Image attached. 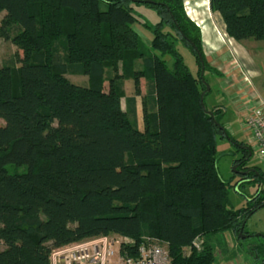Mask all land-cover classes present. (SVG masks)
I'll list each match as a JSON object with an SVG mask.
<instances>
[{
    "label": "trees",
    "instance_id": "16d2710c",
    "mask_svg": "<svg viewBox=\"0 0 264 264\" xmlns=\"http://www.w3.org/2000/svg\"><path fill=\"white\" fill-rule=\"evenodd\" d=\"M130 2L157 10L150 47L159 55L143 50ZM209 6L228 37L264 40V0ZM1 13L0 36L22 56L17 66H0V264H50L52 249L102 234L163 241L169 264H216L209 237L238 234L264 205V169L241 174L249 169L247 142L227 132L223 106L205 107L204 77L192 75L162 30L175 29L200 72L195 46L206 70L200 29L183 0H0ZM68 73L86 75L88 84ZM125 79L133 80V95H125ZM203 91L213 116L201 105ZM218 138L240 153L239 181L256 187L245 207L229 206ZM197 237L201 250L192 246Z\"/></svg>",
    "mask_w": 264,
    "mask_h": 264
},
{
    "label": "rangeland",
    "instance_id": "374dc122",
    "mask_svg": "<svg viewBox=\"0 0 264 264\" xmlns=\"http://www.w3.org/2000/svg\"><path fill=\"white\" fill-rule=\"evenodd\" d=\"M183 2L186 15L188 10V12L195 17L196 20L194 23L198 22V20L203 22L205 20L211 31H215L213 32V37L216 40L215 45L205 44L203 46L201 43V50L207 63L206 70L202 72V76L210 86V92L204 99L205 107L210 109L213 106L222 105L225 108V114L222 117L223 126L227 128L225 129L228 133L232 131L235 132L236 135L234 139L242 141L244 140V135L239 122V116L230 105L228 97L222 92L220 87L221 85H228V87H231L230 91H233L234 87L237 86L235 80L237 79V81L240 82L244 77V90L248 89V91H252L255 89V91H260L264 94V40L249 38L242 41H236L228 37L225 33V27L221 16L219 13L210 9L209 0H183ZM129 4L132 8L133 14L139 19V22L134 23L133 27L140 37L143 50L146 53H155L159 55L157 51L152 50L150 47L152 28L159 22L157 10L140 2H130ZM2 16L3 13L0 14V20ZM162 30L169 33L170 38L174 41L176 50L181 55L184 64L192 75L197 78L198 76H201V71L199 72V66L196 62L194 53L189 46L181 40V37L176 33L175 29L169 25H164ZM229 44L230 47L228 46ZM221 45H223L224 48ZM209 46H220L223 48L220 50V56L217 57L219 59L216 61L220 68L218 70L213 67V63H215L214 60L209 58V55L214 51L213 49H210ZM239 50L242 51V54ZM60 51L62 52V49H60ZM242 55H244V57H242ZM21 56V50L11 41V39H4L0 36V66H17L19 65L18 59ZM162 58L166 61L168 66H171L172 58L170 56L164 55ZM229 62H231V64ZM141 66L142 61L136 60L134 69H140ZM66 77L78 85L84 86L88 84L86 75L68 73ZM247 77L249 79L251 78L252 81ZM246 80L250 82V85L246 83ZM253 83H255L257 88L252 87V85H254ZM140 86L141 95L136 97V116L138 127L142 130V101L147 86L146 80L141 79ZM105 87L107 88V85ZM123 89L126 96L133 95V80L125 79L123 81ZM122 106L125 107L124 99H122ZM3 123L4 121L0 119V125H3ZM226 124L229 125L227 126ZM252 150L253 152L247 165L249 168L253 169H255L254 166H260L263 168V164L261 163L255 149ZM239 156L240 153L235 152V145L230 140L227 138L217 139L216 165L220 177L231 184L229 206L233 209L247 206V201L253 195L256 188L251 183L242 184L241 181H239V176L242 173L239 174L236 172L239 170L234 163L235 159ZM24 169V166L16 168L12 166L9 167V170H16L17 172H21ZM258 173L260 174V172ZM242 233L246 236L241 237L239 233L235 234L232 231H225L209 237L215 251L216 264H261L263 262L264 205L257 208L248 216L245 221L244 232ZM257 248H260L261 252H257Z\"/></svg>",
    "mask_w": 264,
    "mask_h": 264
},
{
    "label": "built area",
    "instance_id": "2783aa9c",
    "mask_svg": "<svg viewBox=\"0 0 264 264\" xmlns=\"http://www.w3.org/2000/svg\"><path fill=\"white\" fill-rule=\"evenodd\" d=\"M238 96L246 111L242 122L246 142L264 168V94L241 89ZM192 246L201 250L202 241L197 237ZM49 260L50 264H169L170 256L167 244L155 238L144 237L135 243L128 236L102 234L54 248Z\"/></svg>",
    "mask_w": 264,
    "mask_h": 264
},
{
    "label": "crops",
    "instance_id": "0c3cea01",
    "mask_svg": "<svg viewBox=\"0 0 264 264\" xmlns=\"http://www.w3.org/2000/svg\"><path fill=\"white\" fill-rule=\"evenodd\" d=\"M187 15L193 20V21H195L196 19H195V17H193V15L192 14H190L189 12H188V10H187ZM196 24L199 26V28H200V33H201V43H202V45L204 46L205 44L207 45H209V44H214L215 45V38L213 37V32H215V31H211V29L209 28V26L207 25V23L205 22V20H204V22L203 21H201V20H198V22H196ZM219 43V42H218ZM222 47H223V45H221ZM229 47H230V44L228 45ZM222 47H220V46H218V47H213V46H209V48L210 49H213L214 51H213V53H211L210 55H209V58L211 59V60H214V62L215 63H213V67H215L217 70L218 69H220L219 68V66H218V63L216 62L219 58H217L218 56H220V50L221 49H223ZM239 52L242 54V51L241 50H239ZM214 54V55H213ZM247 55V54H246ZM239 56V55H238ZM242 57H244V55H242ZM220 61V60H219ZM232 62V61H231ZM231 62H229L230 64H231ZM247 64V63H246ZM235 74H238V73H235ZM234 74V75H235ZM248 78V77H247ZM249 79V78H248ZM251 79V78H250ZM249 79V80H250ZM245 79H244V77H243V79H241L240 80V82H238L237 81V79L235 80V82H236V84H237V86H235L234 87V90L233 91H230V88L231 87H228V85H221V90H222V92H224L225 94H226V96L228 97V100L230 101L229 103H230V105L234 108V110L236 111V114L239 116V122H240V125H241V128H242V122H243V120H244V118H245V116H246V111H245V109L244 108H242V106H243V104L241 103H239V101H238V99H239V91L241 90V89H243V87H245L244 85V83H245V81H244ZM232 81H233V79H232ZM250 81H252V79L250 80ZM254 85H252V87L254 88H257V86L255 85V83H253ZM255 90V89H254ZM259 90V89H258ZM258 92H260V91H258ZM260 93H262V92H260ZM222 106V105H221ZM227 126L229 125V124H226ZM226 128V127H225ZM227 129V128H226ZM242 130H243V128H242ZM230 133V135L231 136H233V137H235V132L234 131H232V132H229ZM243 135H244V140H242V141H247L246 140V133L244 132V130H243Z\"/></svg>",
    "mask_w": 264,
    "mask_h": 264
},
{
    "label": "water",
    "instance_id": "95a60500",
    "mask_svg": "<svg viewBox=\"0 0 264 264\" xmlns=\"http://www.w3.org/2000/svg\"><path fill=\"white\" fill-rule=\"evenodd\" d=\"M194 49H195V51H196V53H197V56H198V59H199V61H200V63H201V76H202L203 67H204L203 59H202V56H201L200 52L195 48V46H194ZM203 82L205 83V86H206L205 91H208V90L210 89V86H209L204 80H203ZM205 91H203V92L201 93V105H202V107L204 108V110H205L210 116H213L212 112L209 111V110H206L205 107H204V104H203V100H202V98H203V94H204ZM242 147L245 148V149L248 151V157L252 155V151L250 150V147H249L248 145H245V146H242ZM234 169H235V168H234ZM248 171H255V169H253V168H249V169H247L246 171H242L241 173H246V172H248ZM256 173L259 175V173H258L257 171H256ZM243 226H244V224L241 225V230L239 231V234H240L241 237H245V236H246L245 234L242 233V228H243ZM261 264H264V261H263Z\"/></svg>",
    "mask_w": 264,
    "mask_h": 264
}]
</instances>
